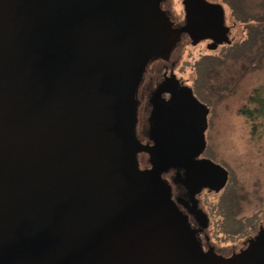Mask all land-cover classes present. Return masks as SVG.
Returning <instances> with one entry per match:
<instances>
[{
    "label": "water",
    "instance_id": "1",
    "mask_svg": "<svg viewBox=\"0 0 264 264\" xmlns=\"http://www.w3.org/2000/svg\"><path fill=\"white\" fill-rule=\"evenodd\" d=\"M161 1L0 0V264H264V228L230 255L203 250L163 178H228L198 159L209 108L192 89L152 144L135 134L148 62L183 32L230 42L221 5L198 0L178 28Z\"/></svg>",
    "mask_w": 264,
    "mask_h": 264
},
{
    "label": "rangeland",
    "instance_id": "2",
    "mask_svg": "<svg viewBox=\"0 0 264 264\" xmlns=\"http://www.w3.org/2000/svg\"><path fill=\"white\" fill-rule=\"evenodd\" d=\"M167 1L170 2L173 12L176 9L180 11L181 0ZM216 1L221 2L225 7L226 21L231 29V40L234 42L241 39L246 33L244 25L231 16L229 8L222 0ZM179 18H177V22L181 21ZM219 50L220 48L216 52H212L208 51L206 43L194 46L188 41H183L173 58L178 59V64L174 69L175 73L186 81H192L195 75L193 67L196 61L205 54H216ZM261 83H264V64L261 69L253 71L243 79L234 93L211 105L209 127L206 133L208 156L223 164L229 173H232V177L236 178L249 191L250 202H244L242 215L250 223L256 224L264 223V128L252 135L250 121L241 115L238 109L246 102L251 90ZM140 165L144 166L145 164L140 162ZM221 193L222 191L219 193L206 191L200 196L199 203L209 217L207 234L210 244L218 252L223 253L222 255L227 256L225 253L229 254L231 248L241 242L244 236L227 238L220 232L221 229L218 228L216 218L211 216V206L218 201ZM227 223L223 220V226L227 227ZM237 229L240 228L237 227Z\"/></svg>",
    "mask_w": 264,
    "mask_h": 264
},
{
    "label": "trees",
    "instance_id": "3",
    "mask_svg": "<svg viewBox=\"0 0 264 264\" xmlns=\"http://www.w3.org/2000/svg\"><path fill=\"white\" fill-rule=\"evenodd\" d=\"M222 1L231 16L244 25L246 33L237 41L230 40L218 53L196 61V94L210 105L234 93L243 79L264 64V0ZM238 112L250 121L252 135L264 128V83L251 90ZM221 191L218 201L211 206V216L216 218L220 232L229 239L255 234L264 223H250L243 217L244 202H250L246 187L229 173ZM223 220L228 222L227 227L223 226Z\"/></svg>",
    "mask_w": 264,
    "mask_h": 264
},
{
    "label": "flooded vegetation",
    "instance_id": "4",
    "mask_svg": "<svg viewBox=\"0 0 264 264\" xmlns=\"http://www.w3.org/2000/svg\"><path fill=\"white\" fill-rule=\"evenodd\" d=\"M198 0H181V9H178L173 12L171 10V4L167 0L161 1V8L165 11V13L169 16L170 20L173 22V26L178 28L185 27V17L186 10L195 4ZM210 3L219 4L222 6L224 11V25L227 28V34L230 38L231 29L226 21V10L224 5L216 0H206ZM180 17V18H179ZM177 18L181 21L177 22ZM183 41H188L191 45H199L201 43H206L208 51L216 52L219 48L221 51L226 45L227 42H217L213 41L210 38L202 39L198 42H195L194 39L190 38L188 32H183L181 35V39L178 42L177 46L172 51L168 60H163L160 58L151 60L147 63L145 67V71L143 73L142 79L139 83L137 90V99L138 110H137V122L135 126V134L139 138L142 143L152 144L153 143V132L156 130L158 126L157 116L160 113H165L168 110L175 107L178 99L181 95H183L184 91L187 88H191L193 94L196 98L205 104L209 108V114L207 117L208 124L211 113V105L201 99L196 94V86H195V75L192 81H186L183 78L179 77L178 74L175 73V66L178 64V59H173L175 57V52L181 47ZM211 55V54H205ZM204 56V55H203ZM202 57V56H201ZM196 64V63H195ZM194 64V66H195ZM195 67H193L194 69ZM209 125H207L208 129ZM207 129L205 132L206 138V148H207ZM205 151L198 157V159H206L211 160L221 166H223L228 175V169L216 161L212 157L210 158ZM147 159V156L145 157ZM146 165L142 166L145 167ZM148 166V165H147ZM228 177V176H227ZM163 178L169 182L172 188V198L177 202L179 208L187 214L190 224L196 230L197 237L201 242V246L203 250H208L213 248L214 251L218 254H223L218 252L215 247L210 244V238L207 234V229L209 226V217L208 214L200 207V196L208 191V192H219L222 190L224 186L219 187H201L197 188L194 191H191L185 183L184 179V171L182 169H171L163 175ZM228 180V178H227ZM227 183V181H226ZM260 228H264V224L259 226ZM257 233V232H256ZM255 233V234H256ZM253 234V235H255ZM247 236L241 242L234 245L231 248L230 255L233 252H237L241 248L245 247L248 243V240L253 236Z\"/></svg>",
    "mask_w": 264,
    "mask_h": 264
}]
</instances>
